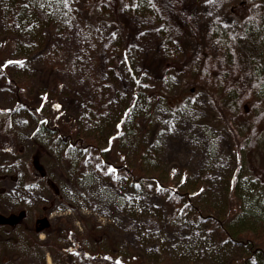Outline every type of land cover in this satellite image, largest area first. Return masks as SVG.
I'll list each match as a JSON object with an SVG mask.
<instances>
[{
    "label": "rangeland",
    "instance_id": "374dc122",
    "mask_svg": "<svg viewBox=\"0 0 264 264\" xmlns=\"http://www.w3.org/2000/svg\"><path fill=\"white\" fill-rule=\"evenodd\" d=\"M25 1L0 0V47L8 43L0 57V110H13L15 137L13 152L0 155V264H77L57 246L67 244L59 235L68 226L86 249L130 254L145 264L239 259L241 251L215 228L174 216L161 195L116 186L81 156L67 158L53 139L36 132L23 106L25 98L36 106L47 95L59 97L63 123L75 125L76 135L106 139L90 110L96 104L119 113L138 81L143 102L140 126L128 142L130 162L144 144L152 145L165 173L176 181L189 178L184 189L213 213L206 223L212 225L238 176L233 139L214 122L207 93L184 90L183 66L165 67L173 59L190 60L203 46L219 50L209 31L218 25L237 31L234 10L244 0H147L140 13L125 0L119 15L91 0H38L35 37L18 19ZM17 41L21 47L13 48ZM242 186L264 195L258 181L244 179ZM41 220L47 223L37 232Z\"/></svg>",
    "mask_w": 264,
    "mask_h": 264
},
{
    "label": "trees",
    "instance_id": "16d2710c",
    "mask_svg": "<svg viewBox=\"0 0 264 264\" xmlns=\"http://www.w3.org/2000/svg\"><path fill=\"white\" fill-rule=\"evenodd\" d=\"M18 1L8 0L9 3ZM91 1L94 7L106 6L117 15L126 3L125 0ZM128 1L135 2L136 13L148 8L147 0ZM25 2L19 8L18 19L25 33L35 37L36 26L40 23V2ZM234 11L236 15L239 13L237 31L232 32L222 25L209 31L210 39L221 43L219 50L213 52L209 46H203L190 60L173 59L165 67L183 66L184 90L189 93L204 90L215 110L214 122L224 126L233 139V151L239 161L238 176L223 201L221 217L212 225L206 223L213 219V213L208 214L199 206L200 199L195 192L184 189L189 178L176 181L175 175L165 173L152 145L145 147L144 144L130 162L128 142L140 126L139 109L143 102L138 81L134 97L119 113L98 109L96 104L90 110L92 125L96 131L108 134L106 139H97L93 134L76 135L75 125L63 123V105L59 97L47 95L36 106L25 98L27 102L23 107L36 122V132L53 139L67 158L81 156L82 161L88 162L116 186L161 195L172 207L174 216L188 217L208 225L209 229L215 228L227 244L242 253L232 264H264V195L248 193L249 186H242L244 179L264 185V0H244ZM14 44L13 48L22 45L19 41ZM7 46L8 43H4L0 47V57ZM13 113V110H0V155L3 156L13 152ZM16 150L20 152L19 148ZM258 154L262 157L257 160ZM46 223L41 220L37 232ZM68 227L59 235L67 244L57 246L59 253L74 263L145 264L130 254L86 249L74 234L76 231Z\"/></svg>",
    "mask_w": 264,
    "mask_h": 264
},
{
    "label": "water",
    "instance_id": "95a60500",
    "mask_svg": "<svg viewBox=\"0 0 264 264\" xmlns=\"http://www.w3.org/2000/svg\"><path fill=\"white\" fill-rule=\"evenodd\" d=\"M21 216H22V215H21ZM14 220H16V219L13 218L12 222H14Z\"/></svg>",
    "mask_w": 264,
    "mask_h": 264
}]
</instances>
